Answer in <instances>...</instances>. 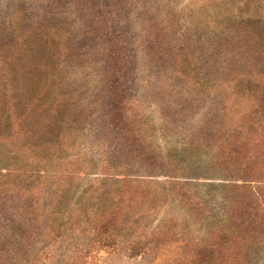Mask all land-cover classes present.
<instances>
[{"label": "rangeland", "instance_id": "374dc122", "mask_svg": "<svg viewBox=\"0 0 264 264\" xmlns=\"http://www.w3.org/2000/svg\"><path fill=\"white\" fill-rule=\"evenodd\" d=\"M52 1L0 0V21H11L12 32L34 10L37 9L41 15L43 40L35 48L39 59L36 72L39 86L36 88L44 90L37 99L44 98L45 101L36 111V116H40L38 121L42 127L50 125L48 120L57 116L55 111L60 105L58 101H61L67 117L61 126L57 123V136L48 139L49 143L46 149H41V154L37 152L40 149L28 150L30 146L26 137L18 134L15 126L9 131V138L0 140V174L11 172L18 180L11 179L10 182L16 180L18 185L21 184L18 187H32L27 194H33L36 198L41 216L32 249L15 260L0 259V264H170L178 253L183 252L181 242L170 244L160 251L150 245L143 253L132 255L126 237L120 236L124 234L122 231L118 232L120 237L116 238L112 236L114 232L101 235L94 228L98 213L118 202L123 186L128 192L127 196H131L122 204L126 217L152 209L150 199L156 188L165 186L167 179L163 176H146L142 161L153 157L162 165L161 162H166L169 154H173L188 170L185 180L181 181H187L198 201L209 205L212 217L203 225L194 226L185 209L174 203L157 209L156 217L159 220L177 221L185 236L193 237L195 242L200 241L207 225L223 214L222 185L229 182L225 177L228 173L231 175V161L228 155L220 151L218 147L221 144L214 141L215 138H207L202 133L205 121L201 115L183 118L175 112L179 106L175 104H181V101L174 102L157 91H151V86L156 81H164V76L161 75L159 80L156 78L157 70L153 68L149 59L151 56H147L143 45L153 33L169 36L172 48L185 41L191 44V57L185 60V69L194 68L200 47L205 44L209 48L214 36L223 32L229 20L260 18L263 21L260 27L264 30V12H261L264 0H136L133 10L127 15L130 17L120 20V30L115 32L116 36L122 34L131 43L127 55L123 54L125 61L135 57L133 64L128 65L129 68L120 75L126 78V86L129 87L126 96L130 99L121 104L112 100V94L108 93L118 61L105 81L104 64H96L89 57L85 60L75 59L80 53L75 50L82 49V45H76L70 33L79 30H72L71 26L82 16L78 9L80 1L56 0L54 6L57 14L44 15L45 11H52L48 7ZM98 1L105 6L101 8L100 16L112 18L113 0ZM249 1L254 3L246 12L244 3ZM104 11L109 14H103ZM159 29H164V32L157 31ZM66 44L71 45L74 62L63 67ZM98 59L105 60L106 57L102 55ZM82 61L85 64L80 66ZM115 77L118 80V76ZM60 84L63 89H60ZM63 84H66L65 87ZM42 85L49 86L54 94L50 88ZM59 89L62 91L59 92ZM62 92L67 93L66 103L62 100ZM168 120L173 122L174 130L169 128ZM115 121L120 125L116 130L124 127L128 135L123 137L112 132L115 131ZM177 126L181 127L180 130H175ZM200 132L202 135L197 134ZM191 142L198 148L194 149V155L189 151ZM47 149H52L53 157L45 152ZM35 155L41 160L46 157L49 161L33 160ZM108 163L131 165L132 176H126L123 172L112 174L108 170ZM128 180L133 182L125 185L123 182ZM4 181H0V185ZM238 183L243 184L242 181ZM210 185L215 186L214 197L207 191ZM64 187L70 188L64 205H69L76 219L73 224L60 227V233H55L50 230L52 212L59 190ZM22 192L21 189L20 194ZM81 200L83 204L81 211H78L77 204ZM128 221L136 222V219L131 217ZM109 236L115 240L105 242L104 238ZM253 258V263L264 264V244L256 247Z\"/></svg>", "mask_w": 264, "mask_h": 264}, {"label": "trees", "instance_id": "16d2710c", "mask_svg": "<svg viewBox=\"0 0 264 264\" xmlns=\"http://www.w3.org/2000/svg\"><path fill=\"white\" fill-rule=\"evenodd\" d=\"M79 1L78 9L82 16L71 26L72 30H79L70 33L72 41L82 45V49L75 50L80 52L75 59L85 60L89 57L96 64H104L105 81L118 61L108 93L118 104L124 103L130 100L126 96L129 87L126 86V78L120 75L133 64L135 57L125 61L123 54L127 55L131 43L122 34L116 36L115 32L120 30L119 21L130 17L127 15L133 10L136 0H113L112 18L100 16L101 8L105 6L98 0ZM34 2L38 3L39 0ZM56 2H51L48 7L52 11H45L44 15L57 14ZM253 3H244L246 12L250 11ZM261 10L264 12L263 8ZM103 14L109 12L104 11ZM40 20L41 15L36 9L21 20L14 32L11 21H0V140L9 138V131L15 126L18 134L26 137L30 146L28 150L40 149L37 151L39 154L43 151L41 149H46L48 139L57 136L58 126L67 118L61 101H58L60 105L55 111L57 116L48 120L50 125L42 127L38 121L40 116H36V111L45 101L44 98L37 99L44 90L36 88L39 86L36 74L39 59L35 48L43 40ZM261 24L263 21L260 18L229 20L223 32L214 36L209 48L205 44L200 47L196 65L189 69H185V60L191 57V44L183 41L172 48L169 36L153 33L143 45L147 56H151L149 59L153 68L157 70L156 78L159 80L161 75L164 76V81H156L151 91H157L174 102L181 101V104H175L179 105L175 112L183 118L201 115L205 121L202 133L207 138H215L214 141L221 144L218 147L220 151L230 158L231 175L228 173L225 177L229 182L222 185L224 206L221 217L207 225L205 235L197 242L193 237L184 235L177 221L157 219V209L173 203L185 209L194 226L203 225L212 217L209 205L198 201L187 181H181L188 174L186 165L169 154L167 161L161 162L162 165L153 157L142 161L146 176H163L167 179L165 186L156 188L152 195V209L126 217L122 204L131 196H127L128 192L123 186L119 191L121 200L98 213L94 228L101 235L110 231L114 232L112 236L116 238L126 237L132 255L143 253L150 245L160 251L170 244L181 242L183 252L178 253L170 264H255L254 250L264 244V30ZM157 31L164 32V29ZM66 46L63 67L74 62L71 45ZM102 55L106 57L105 60L98 59ZM84 64L85 61H82L80 66ZM115 76H118V80ZM60 89H63L61 84ZM60 89L59 92L62 91ZM62 100L67 102L66 92H62ZM171 120H168V125L173 129ZM113 126L114 134L128 135L124 127L116 130L120 126L118 121ZM174 128L180 130L181 127ZM197 134L202 135L201 132ZM127 149L122 151L121 156ZM194 149L198 148L191 142V155H194ZM51 151L45 150L53 157ZM152 155L155 156L154 153ZM33 160L49 161L46 157L41 160L37 155L33 156ZM107 165L112 174L123 172L126 176H132V167L127 163ZM0 179L5 180L0 185V259L9 261L25 256L32 249L41 216L36 198L33 194H27L32 187H18L21 184L16 183L18 178L11 172L0 174ZM11 179L16 180L12 183ZM239 181L243 184H239ZM129 182L133 181L123 183L128 185ZM214 187L210 185L207 189L213 197L216 194ZM69 189L64 187L59 190L52 212V232L60 233V227H67L76 219L69 205H64ZM83 200L77 204L78 211H81ZM131 217L136 222L128 221ZM121 231L124 234L118 236ZM112 236L104 238L105 242L115 240L111 239Z\"/></svg>", "mask_w": 264, "mask_h": 264}]
</instances>
